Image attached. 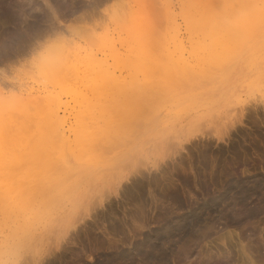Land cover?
I'll use <instances>...</instances> for the list:
<instances>
[{"label": "rangeland", "instance_id": "374dc122", "mask_svg": "<svg viewBox=\"0 0 264 264\" xmlns=\"http://www.w3.org/2000/svg\"><path fill=\"white\" fill-rule=\"evenodd\" d=\"M172 1L174 4L168 8L166 0H48L47 3L44 0H0V132L7 124L8 115L10 125L13 120L10 119L13 115L6 113L5 116L4 111H9L7 108L14 110L11 107L14 104L17 106L20 97L53 94L61 100L67 99L61 109L65 107L64 112L69 115L76 111L73 109L74 97L79 91L89 88V94L94 96L100 92L94 93L97 89L101 90L99 95H104V80L94 76L89 62L80 64L78 76L74 74L75 69L74 72L66 71L69 75H65L70 80H66L63 74L66 72L63 71L61 75L66 81L62 82L64 78L56 75V71L60 70H56L54 63L63 50L73 55L79 51L81 58L89 56L86 61L108 60L111 68L109 74L105 72L108 74L105 79L114 76L135 91L145 81L153 82L161 78L174 58L168 52L158 51L156 45L153 48L149 45L146 53L140 52L144 40L141 33L153 37L173 29L183 34L203 33L231 27L239 19L243 32L252 24L250 0ZM57 34L62 35V40L54 58L33 70L29 61L38 45ZM158 36L162 37L161 34ZM256 44L260 45L259 51L246 49L237 60L226 63L227 69L234 68L229 78L225 77L226 71L218 72V69L211 68L214 66L210 70L208 68L207 77L215 80L216 76H220L225 80L226 87L221 90L223 97L219 102L214 90L204 89L206 85L201 80L206 77L200 75L197 83L185 84L184 92L178 98L169 97L172 100L168 98L167 102L165 98L163 102L156 101L155 105L148 106L150 111L155 109L148 114L152 118L148 131L168 123L177 114H181L180 122L188 127L195 115L189 110L191 107L207 105L208 108L205 109L206 117L192 127L191 142L184 143L185 138L180 137L181 146L165 154L155 167L144 164L133 170L124 168L109 172L107 185L101 184L99 195L84 205L82 212H86L87 216L80 214L73 218V223L80 225L78 229L65 231L66 217L61 211L65 204L54 210L56 220L44 222L43 225L47 226L37 230L43 237L38 256L25 252L21 263L36 264L38 260V264H116L114 259L123 250L122 253L127 252L132 259H136L134 261L129 257L128 261L143 264L135 253L134 244L143 243L147 237L155 242L157 232L170 224L182 222V218L201 211L202 207L206 208L205 204L212 197L226 191L228 183L231 185L244 180L251 186L254 181L264 179V108L259 103V93L264 88V38ZM156 63L163 66L157 68L162 70L155 71L153 66ZM212 70L218 71L213 73ZM99 86L104 88L98 89ZM250 90H254L256 95L249 101V106L235 107L227 103L229 98L245 96ZM9 124L5 131H10ZM14 131L10 133L15 134ZM5 134L9 133L5 132L2 137ZM15 135H11V139ZM127 146L114 150L111 160H115ZM94 158L98 159V155L91 154L80 163L101 166L102 161ZM9 163L8 159L2 167L4 169L0 170V207L9 202L10 192L17 184L14 181L17 177H6L12 170ZM231 178H234L233 182ZM260 192L259 198L257 195L250 198L245 209L250 217L240 223L232 222L229 216L232 212L225 204L210 212L204 210L203 215L209 224L202 231L198 229L195 236L199 237L198 241L193 243L190 251L182 252L177 245L173 246L176 248H172L168 263L212 264L219 261L223 264H247L252 261L253 264H264V189ZM224 211H229V215ZM62 233L65 235L63 241ZM179 254H183V259L178 258Z\"/></svg>", "mask_w": 264, "mask_h": 264}, {"label": "bare ground", "instance_id": "6f19581e", "mask_svg": "<svg viewBox=\"0 0 264 264\" xmlns=\"http://www.w3.org/2000/svg\"><path fill=\"white\" fill-rule=\"evenodd\" d=\"M237 2L242 3L241 1ZM166 4L169 6L168 8H170L174 3L172 0H166ZM249 4H251L252 15L249 16H251L250 23L252 24L247 31L242 32V22H240L239 19L236 21V24L231 27H229V25L227 27L224 26V28L222 27L223 29L213 31L204 30L205 32L203 33L199 31V33H196L195 31L183 34L178 29H173L172 31H166L167 33H158V35H162L161 38H158V35H154L153 37L152 35L141 33L144 40H142L143 49L140 52L146 53L149 50L148 48H150L148 47L149 45L151 47L156 45L158 46V51L168 52V55L174 58L172 64L168 66V69H163L166 71L163 72L161 78L153 82L152 80H147L143 84H140L139 88L135 91L130 90L131 88L126 86L127 83L125 81L116 79L114 76H109L105 79L109 74V68H111L108 60L95 61L94 59H90L86 61L89 56L81 58L78 55V53H80L79 51L74 55L70 54V51L69 53H66L64 50L63 52H59L54 63L56 70H60L56 71V75L63 76V74H68V71L74 72L75 69L74 74L78 76L77 69H79L80 64L82 62H89V68L92 70L94 76L96 75L95 77L98 76L103 78H101V80H104L102 84L105 86V88L103 86L104 91H106L103 96L99 95L101 90L95 88L94 93L100 92L96 95L94 94V96L89 94V88L87 91H79L74 97L73 109H76V111L71 112V110H69L71 112L69 115L64 112V110H66L65 107L61 109L67 99L61 100L59 97L53 96V94H46L44 96L43 94L41 96L39 94V96H31L28 94L29 96L20 97L17 106L14 103L15 106L11 104V106L13 105L11 109L14 110L7 108L9 111H4L5 116L6 113L13 115V117L10 116V119H13L10 123L11 125L14 124V127L9 124V115L7 116L8 120L6 123L10 125L8 127H11L13 131L16 128L17 131L15 130L14 132L19 135L10 133L12 130L8 127L10 131H5L7 124L3 126V130L1 128L0 170L6 165V161L9 159V167H11L12 170L10 175L6 174V177H17L14 180L17 181V184L12 192H10L11 197L9 202L1 205L0 211H3L5 214L17 220L21 226L32 227L36 230L40 229V227L44 228L47 226V224L43 225L44 222L56 220V212L54 210H58L59 207L66 204L65 198L73 188L85 184L90 179V174L93 169L102 167L106 163L112 161L111 153L117 148L127 146L133 138L139 139L145 133L149 132L148 130L151 127L152 118H149L148 114L152 110L150 111L148 106L155 105L157 103L156 101L161 100L163 102L165 98H167L165 100V102H167L169 97L174 98L179 95L181 96L182 92H184L185 84L192 82L197 83L198 79H200V75L206 77V79L201 80L204 85H206L204 89L209 88L210 91L214 90L216 95H218L219 102L223 97L221 90L225 89L226 86L224 78L222 79L220 76H216V74L226 71L225 77L227 76V78H229L234 68L227 69V66H225L226 63L229 60H237L246 49H254L255 52L259 51L258 48L260 45L256 44V42L264 38V27L262 26V23L264 24V1L250 0ZM248 19H250V17ZM260 27L263 28V31L260 30ZM150 36L154 38V40L152 39L154 45L151 42ZM155 40L157 42H155ZM68 44L70 47V42ZM73 49L72 46V51ZM158 65L157 63L155 64V66ZM155 66H153L155 71L162 70L157 69L163 67L162 65L158 67ZM210 67L219 70H215L218 71L215 73V80L207 77V72H209L207 70L208 68L210 70ZM250 67H252V65ZM140 70L147 71L144 69ZM63 71H67L68 73H63ZM215 71L212 70L211 72L214 73ZM57 72L60 74H57ZM105 72H108V74H105ZM61 73L63 74L61 75ZM66 76L67 75H65L66 80H70L67 79ZM65 78L64 81H62L63 83L66 81ZM95 82H97V78ZM103 88L100 87L98 89ZM30 94H32V92H30ZM195 95L198 96V94ZM6 103L4 105H6ZM67 106L68 105H66V107ZM154 110L155 109H153L152 112H154ZM2 114L3 113H1V115ZM237 121L239 122V120ZM141 126L142 128L140 129ZM2 131L4 133H9L4 135L9 138L7 139L9 142L3 139L5 137H2L4 134ZM228 131L230 132V130ZM10 134L15 136H12L11 139ZM6 135H10V137ZM211 135L213 134L211 133ZM221 138L223 137H220V139ZM91 154L98 155V159H94L101 160V166L87 164L86 162L80 163V161H85ZM233 179L231 178V182L234 181ZM249 183L250 182H245L244 180L239 183L236 181V183H231V185L228 183L226 191L216 197H212L205 204L206 208L202 207L201 211L192 213L184 219L182 218V222L178 221L176 225L167 223L170 224L167 228L157 232L155 237L156 241L154 240L155 242H151L150 238L147 237L145 241L143 240V243L139 241L134 244L135 253L139 256L138 258L140 261L143 264H169V256H172L170 254L172 253V248H176L173 247L175 245H177L179 249H182V252L190 251L193 247V243L198 241L199 237H195L198 229L202 231L207 224H209L206 221V217L203 215V211L206 209H208L207 211H213L219 209L220 205L225 204L229 211L231 210L232 215H229V211L224 212H226V214L228 213L231 219H233L232 222L235 220L240 223L242 222L241 220L249 218L250 215L245 212V209L250 203L249 201H251L250 198L252 196L257 195L259 198V192L264 189V179L259 182L254 181L251 186ZM176 197L178 198V196ZM180 202L182 203L181 200ZM258 210H256V212ZM253 211H255V209ZM167 229H170V231ZM115 247L117 246L115 245ZM122 251L120 254H118L119 252L117 253L118 255L115 259L113 258L116 264H136L128 261L132 256H129L126 251V253H122ZM115 253L116 252H114V254ZM182 255L183 254L178 258L182 257ZM108 258H110V256ZM134 259L133 257L132 260ZM212 264L223 263L215 261Z\"/></svg>", "mask_w": 264, "mask_h": 264}, {"label": "snow or ice", "instance_id": "6c2138e0", "mask_svg": "<svg viewBox=\"0 0 264 264\" xmlns=\"http://www.w3.org/2000/svg\"><path fill=\"white\" fill-rule=\"evenodd\" d=\"M255 95V91L250 90L245 96L229 98L227 103L235 107L249 106V101ZM259 95L260 107L264 108V88L260 90ZM206 108H208L207 105H197L189 109L195 115L192 118V124L188 127H185L180 122L181 114H177L168 123L155 127L140 139L133 138L127 148L115 160L106 163L102 167L93 169L90 179L85 184L73 188L65 198L66 204L61 209L66 217L65 231L71 232L73 229H78L80 225L73 223V218L80 214L87 216V213L82 212V209L86 202L95 199L99 195L98 188L101 184L107 185V174L109 172L124 168L133 170L144 164H151L155 167L162 157H165V154L171 153L174 149L181 146L180 137L185 138L184 143H190L192 127L206 117ZM248 110H251L250 107ZM232 118H234V115ZM233 232H235L234 229ZM64 239L65 235L62 233L61 240L63 241ZM87 264H90V262H87ZM247 264H253V262L248 261Z\"/></svg>", "mask_w": 264, "mask_h": 264}, {"label": "clouds", "instance_id": "9594fccd", "mask_svg": "<svg viewBox=\"0 0 264 264\" xmlns=\"http://www.w3.org/2000/svg\"><path fill=\"white\" fill-rule=\"evenodd\" d=\"M61 40L62 35L57 34L41 42L29 61L30 67L36 70L50 63L59 50ZM42 243L43 237L36 229L21 226L17 220L0 211V264H21L25 252L38 256Z\"/></svg>", "mask_w": 264, "mask_h": 264}]
</instances>
